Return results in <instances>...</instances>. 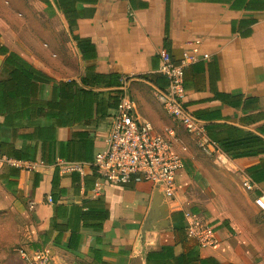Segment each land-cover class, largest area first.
I'll use <instances>...</instances> for the list:
<instances>
[{"label": "crops", "instance_id": "0c3cea01", "mask_svg": "<svg viewBox=\"0 0 264 264\" xmlns=\"http://www.w3.org/2000/svg\"><path fill=\"white\" fill-rule=\"evenodd\" d=\"M40 1L59 22L67 36L68 49L72 47L77 55V74L62 75L57 69L64 68V63L40 58L31 61L6 45L1 32L6 26L3 22L10 16L7 11L0 18V43L57 84L74 81L79 88L89 91L87 95L77 92L63 97V112L76 111L78 118L56 126L51 157L46 149L42 153L40 142L34 150L33 141L24 138L25 134H32L34 127L38 132L39 128L50 126L49 117L39 118L34 127L23 123L0 128L1 136L9 139L12 146H23L24 154L34 157L33 161L25 160L34 163V167L19 170L12 190L5 187L6 180H0V185L6 195L27 203L33 210L37 237L44 233L42 237L53 243L57 233H47L52 203L45 202V197L52 195V179L57 175L61 188L58 202L82 204L100 197L109 212L101 229L81 228L78 251L82 254L96 247L95 238L99 237L106 260L116 264H147L148 251L172 246L178 240L172 216L176 213L183 216L189 211L198 218L208 214L205 220L215 222L218 244L197 247L185 238L184 249L195 247L199 256L207 260L206 264H264V221L258 223L255 219L263 213L254 204L249 206L252 214L247 217L219 219L208 205H187L184 192L203 171L201 161L188 148L183 154L184 165L176 173V196L173 203H166L169 225L151 228L144 234L140 231L154 187L147 182L105 184L100 193L93 194L96 174L90 165L94 154L104 146L109 116L123 93L134 100V114L139 120L148 122L155 131L173 127L178 136L180 125L172 121L156 97V92L167 85L157 68L161 52H166L175 63L187 53L182 106L200 122L204 137L213 148L226 158L225 164L214 158L212 163L237 172L241 182L250 180L254 184L250 189L252 199L264 190V0ZM203 54L208 57L203 58ZM2 58L0 55V64ZM123 76L130 79L122 86ZM51 87V83L46 86L47 98ZM57 111L53 108L52 112ZM59 143H65L61 158ZM175 149L179 151L178 146ZM57 159L82 163V173L73 171L76 175L73 178L72 172H59ZM57 221L64 224L66 220ZM179 225H185L184 219ZM68 237L69 232H64L61 246H54L63 249ZM175 248L180 250L179 246ZM85 257L89 262L90 258Z\"/></svg>", "mask_w": 264, "mask_h": 264}, {"label": "built area", "instance_id": "2783aa9c", "mask_svg": "<svg viewBox=\"0 0 264 264\" xmlns=\"http://www.w3.org/2000/svg\"><path fill=\"white\" fill-rule=\"evenodd\" d=\"M187 57L188 54L184 53L183 58L175 63L166 52L160 53L157 72L166 78L167 85L165 89L156 92V97L172 121L195 138L197 147L204 154L225 164L223 153L213 148L204 137L200 122L182 106L183 67L187 63ZM207 57V54H203V58ZM129 79L121 77L122 86ZM134 108V100L125 93L121 94L109 116L108 128L103 135L104 146L94 154L90 163L96 174L92 192L100 193L105 184L128 185L147 182L157 187L167 204L173 203L177 190L176 173L184 165L183 154L187 147L182 144L173 127L155 131L148 122L136 117ZM176 146L179 151H176ZM3 163L20 169L34 167V163L0 157V165ZM56 166L61 173H82L83 168L80 162H65L61 159H57ZM242 185L249 190L254 187L248 179H245ZM45 202L51 203L50 195L45 197ZM253 203L264 214V190L255 195ZM183 219L186 238L197 247H212L218 244L213 223L203 222L189 211L183 213Z\"/></svg>", "mask_w": 264, "mask_h": 264}, {"label": "rangeland", "instance_id": "374dc122", "mask_svg": "<svg viewBox=\"0 0 264 264\" xmlns=\"http://www.w3.org/2000/svg\"><path fill=\"white\" fill-rule=\"evenodd\" d=\"M5 11L10 15L3 22L5 31L1 32L6 45L31 61L37 62L40 58L64 63V68L57 69L62 75L77 74L78 57L72 47L68 49L66 34L40 0H0V18L4 17ZM177 132L182 144L203 165L200 167L202 175H196L187 193L184 192L187 205H208L217 219L252 214L249 206L254 204L253 194L243 187L237 172L216 167L212 158L197 147L194 137L181 126L177 127ZM32 211L27 203L6 195L0 185V264H85V256H76L54 246L42 237L44 233L37 237ZM208 217L205 214L200 220L207 221ZM250 218L254 219L253 216ZM255 219L260 223L264 221V215Z\"/></svg>", "mask_w": 264, "mask_h": 264}, {"label": "trees", "instance_id": "16d2710c", "mask_svg": "<svg viewBox=\"0 0 264 264\" xmlns=\"http://www.w3.org/2000/svg\"><path fill=\"white\" fill-rule=\"evenodd\" d=\"M0 55L3 57L0 64V128L2 126L26 125L34 127L39 118L49 117L51 125L39 128L36 132L34 127L32 134H25L24 138L32 140V149H36L38 142L43 151L46 149L48 155L54 153L56 138V126L65 125L74 122L78 116L77 112H63V97L74 96L77 92L87 95L89 90L79 88L74 81L66 83H56L53 78L35 68L30 62L20 56L18 53L9 50L0 43ZM52 84L50 98L46 97V86ZM90 93H93L90 91ZM56 96L58 97L56 99ZM119 99V97H118ZM53 108L58 109L53 113ZM24 123V124H23ZM65 143H59L58 156L63 154L61 147ZM25 147L15 148L9 139L0 134V157L12 158L15 160L33 161L34 157L24 154ZM52 156V155H51ZM50 156V157H51ZM42 161V160H41ZM20 168L3 163L0 172V180H6L5 187L11 189L15 186V179L19 175ZM71 173V177H75ZM37 182H34L36 186ZM59 178L54 175L52 179V216L49 221L50 234L56 231L53 238L54 245L61 246L60 242L64 232H69V237L63 249L73 253L76 256L90 258L85 264H116L106 260L100 245V238H95L96 247H91L86 254L78 251L81 228L101 229L102 223L109 217L108 209L105 208L103 200L97 197L94 200L86 201L82 204L66 205L58 202V194L61 188L58 187ZM86 208L83 210V208ZM101 207V208H99ZM58 219H65V223H59ZM174 225L173 231L177 234L178 240L172 246H161L158 250L148 251L146 253L147 264H206L207 260L199 256L194 248H185L183 240L186 238L185 228L179 223L183 220L180 213L172 216ZM178 223V224H177ZM34 246L37 244L34 243ZM176 246L180 250H176Z\"/></svg>", "mask_w": 264, "mask_h": 264}, {"label": "water", "instance_id": "95a60500", "mask_svg": "<svg viewBox=\"0 0 264 264\" xmlns=\"http://www.w3.org/2000/svg\"><path fill=\"white\" fill-rule=\"evenodd\" d=\"M168 215L167 204L157 187H154L150 208L140 231L141 234L151 228L161 229L167 227L169 225Z\"/></svg>", "mask_w": 264, "mask_h": 264}]
</instances>
